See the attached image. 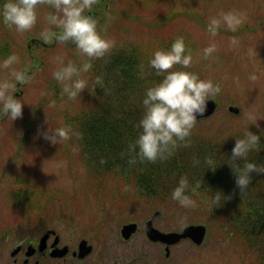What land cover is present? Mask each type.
<instances>
[{"label": "trees", "instance_id": "trees-1", "mask_svg": "<svg viewBox=\"0 0 264 264\" xmlns=\"http://www.w3.org/2000/svg\"><path fill=\"white\" fill-rule=\"evenodd\" d=\"M204 3L203 0H96L88 14L98 21V30L112 42V47L102 58L91 60L92 67L88 72L79 73L77 78L85 79L87 86L75 99H69L63 93L62 84L53 75L45 74L39 78L45 82V91L31 106V111L36 118L41 116L43 110L64 102L58 114L44 116L45 119L59 117L61 123L56 127L69 129V139L52 144V151L65 158L74 172V166L78 169L82 167L90 188L97 186L98 191L103 192L106 185L114 186V196L111 195L113 201L118 196L121 200L128 197L156 206L172 199V190L181 177H186L189 181L187 195L197 202V206L202 207V203V209L218 221L216 230L221 229L228 236L236 235L238 241L254 256V264H264V173L253 171L248 187L241 191L230 166L235 163L230 159L235 140L241 138L248 127L258 135L262 129L223 125L217 127L213 136H202L192 129L191 135L180 143L172 156L154 163L141 162L131 150L138 133L135 125L142 114L145 90L160 79L148 63L154 51L170 48L172 42L182 36L186 50L193 57L192 65L187 70L203 77V64L209 58L206 60L200 54L195 63L201 42L193 30L183 27L169 38L160 37L158 33L163 32L162 28L174 15L195 21L198 25L209 23L210 12ZM178 4L181 9L177 12ZM119 19H123L124 24ZM253 19V29H262L264 14ZM8 26L0 19V33H4ZM111 26L114 30H111ZM131 28L153 29L154 33L149 41L132 42L127 40L129 36L126 35ZM1 41L0 62L15 55L17 62L12 66L20 68V71L27 69L28 79L42 69L40 51L48 47H64L68 63L77 66L89 60L71 42L45 43L40 34L29 36L23 49L19 43L14 48L5 39ZM97 77L101 79L100 85L96 84ZM18 94L14 93L16 97ZM6 118L5 115L0 118V135L13 131L6 126ZM22 143L23 136L19 140V144ZM208 157L214 160L215 170L208 168ZM248 159L264 167V135H260V144L248 154ZM238 163L242 167L244 162ZM29 179L24 176L14 179L17 186L13 183L14 187L7 191V197L16 205L21 204L26 208L44 206L39 199V186ZM198 182H201V186L196 188ZM82 185L85 186L84 183ZM217 192L223 198L220 204L212 205V196ZM41 194L43 201L48 203L58 193L57 189L45 188Z\"/></svg>", "mask_w": 264, "mask_h": 264}, {"label": "rangeland", "instance_id": "rangeland-1", "mask_svg": "<svg viewBox=\"0 0 264 264\" xmlns=\"http://www.w3.org/2000/svg\"><path fill=\"white\" fill-rule=\"evenodd\" d=\"M203 1L209 9L210 21L220 19L228 13L237 16L240 23L236 30L232 31L221 23L216 35L212 36L208 31L209 23L198 25L195 21L174 15L162 28L163 32L158 33L160 37L169 38L183 27L193 30L201 42L195 63L200 54L203 56L205 47L215 46L212 55L204 57L206 60L209 59L203 64L201 79L211 80L213 84L218 85L219 91L209 97L217 102V107L211 115L198 119L193 130L202 136H213L217 127L223 125H231L232 128L250 126L264 131V23L262 29L252 27L253 18L264 14V0ZM176 9L177 12L180 11L179 4ZM52 11L54 10L46 4L38 5L37 22L34 27L29 31L18 32L15 26L9 25L4 33H0V43L2 44L1 40L5 39L12 43L14 48L19 43L23 49L29 36L41 35L42 31L52 27L47 22V17ZM119 21L124 24L123 19ZM244 28L248 29L241 33V29ZM111 30H114L112 26ZM153 33V29L131 28L126 35L129 36L127 40L141 42L149 41ZM65 54L62 46L42 49L40 55L43 57L41 67L43 70L39 69L32 78L28 79L26 76V82L22 85L15 82L12 75L13 72L20 71V68H16L15 65L9 68L0 67V83H9L10 92L18 94L22 91L17 98L25 103L22 117L14 121L6 118V126L13 131H5L0 135V264L8 263L10 245L24 235L37 236L50 227L59 231L65 240H73L80 236L100 238L96 233L103 232L100 225L106 223L107 226L104 228L107 236L114 237L111 234L119 222L132 218L144 222L146 217L150 218L156 210L160 213L153 217L152 222L160 230H177L190 223H202L207 228L206 239L214 240L217 244L231 245L230 251L225 253L230 257L231 263L242 264L244 258L253 263L254 256L242 242L238 241L236 235L228 236L223 230H216L218 221L202 209L204 207L202 203L200 207L192 200L193 206L186 208L172 199L166 200L163 204L160 202L156 206L144 200H132L128 197L127 200H121L118 196L113 201L114 186L111 188L106 185L107 188L103 192L98 191L97 186L90 188L82 167L78 169L74 166V172L69 168L65 158L58 156L57 151H52V143L44 139L42 133L47 131L48 127L55 128L61 122L59 117L50 116L45 119L44 116L58 114L64 102L54 108L43 110L41 116L36 118L31 106L37 103L45 91V82L39 78H43L45 74L53 75L61 66V60L67 64ZM2 63L0 62V65ZM229 105L237 106L238 113L229 111ZM3 115L0 112V118ZM251 116H255L256 119H250ZM22 136L23 143L19 144ZM22 176L29 177L32 183L39 186V199L41 198L44 206L26 208L21 204L16 205L7 197V191L16 185L13 180H18ZM45 188L57 189L58 193L56 197H51L48 203L43 201L41 194V190L44 191ZM4 229L8 236L3 239L1 236Z\"/></svg>", "mask_w": 264, "mask_h": 264}, {"label": "clouds", "instance_id": "clouds-1", "mask_svg": "<svg viewBox=\"0 0 264 264\" xmlns=\"http://www.w3.org/2000/svg\"><path fill=\"white\" fill-rule=\"evenodd\" d=\"M95 3L96 0H0V19L7 25L15 26L18 32L31 30L37 22L38 5L46 4L54 10L47 17L52 28L42 31L41 39L45 43L71 42L89 58L88 62L79 66L72 62L65 65L61 60V66L53 73V78L62 84L63 93L69 99L77 98L86 89V80L77 78L79 73L88 72L92 67L91 60L102 58L112 47V42L98 30V21L88 14ZM221 23L235 31L240 20L232 13L224 14L220 19H212L208 25L212 36L216 35ZM214 51L215 46L209 45L203 49V56L207 58ZM16 62L17 57L11 55L0 67L9 68ZM192 62L193 57L186 50L182 36L176 38L170 48L154 51L149 59V67L155 70L160 79L146 88L142 99V114L135 125L138 133L131 150L141 162L154 163L172 156L180 143L191 135L198 117H203L209 97L219 91L211 80L201 79L199 74L187 70ZM26 74L27 69L12 73L15 82L21 85L26 82ZM96 84H101L100 77L96 78ZM10 87L7 82L0 83V112L14 121L22 117L25 103L14 95V91H9ZM250 119L256 118L251 116ZM42 135L52 144H58L69 139V129L63 126L52 129L48 127ZM260 135H264V131ZM260 135L248 127L242 137L235 140L231 149L230 159L235 163L230 166L235 175V183L241 191L248 187L253 171L264 173V167L248 159V154L260 144ZM239 161L244 162L242 167ZM206 164L215 170L211 157L206 159ZM200 186L201 182H198L196 188ZM188 189V179L181 177L171 192V198L182 207L193 206L194 202L187 195ZM222 198V194L217 192L212 196V205L220 204Z\"/></svg>", "mask_w": 264, "mask_h": 264}, {"label": "flooded vegetation", "instance_id": "flooded-vegetation-1", "mask_svg": "<svg viewBox=\"0 0 264 264\" xmlns=\"http://www.w3.org/2000/svg\"><path fill=\"white\" fill-rule=\"evenodd\" d=\"M153 214V213H152ZM144 222L135 218L123 220L113 229L114 237L106 234V223L101 224L103 232L97 237L80 236L73 240H65L59 231L46 228L39 235H24L15 240L8 249L9 264H234L225 253L230 251L227 244H217L206 237L196 243L191 238H180L167 243L153 240L147 236ZM136 223V229L128 237H124L121 228L126 223ZM154 226V224H153ZM182 226L177 230L182 231ZM157 228V227H156ZM159 229V228H158ZM160 230V229H159ZM3 230L2 238L8 233ZM163 231V230H161ZM168 232V231H164ZM207 234V229L205 236ZM44 238L42 241L41 239ZM85 242L89 247L86 253L80 254V244ZM62 252V253H61ZM182 259V261H178ZM7 263V264H8ZM242 264H254L244 258Z\"/></svg>", "mask_w": 264, "mask_h": 264}, {"label": "water", "instance_id": "water-1", "mask_svg": "<svg viewBox=\"0 0 264 264\" xmlns=\"http://www.w3.org/2000/svg\"><path fill=\"white\" fill-rule=\"evenodd\" d=\"M216 107H217L216 101L212 98H209L207 102V109L206 112L203 114V117L211 115L215 111ZM228 110L231 111L232 113H238L239 108L234 105H229ZM203 117H198V119ZM158 213L159 211H155L153 215H156ZM135 229H136V223L131 222L124 224L121 228V231L124 237H128L130 233ZM145 230L147 236L153 240H161L167 243H172L180 238L188 237L191 238L196 243H200L204 239L206 227L203 224H188L182 229V231L164 232L153 226L152 219H148ZM44 238L45 237H43L41 240L43 241ZM79 249H80V254H82V253H86L89 247L86 246L84 241H82Z\"/></svg>", "mask_w": 264, "mask_h": 264}]
</instances>
